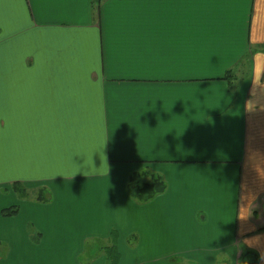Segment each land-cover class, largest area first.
<instances>
[{
	"label": "crops",
	"instance_id": "1",
	"mask_svg": "<svg viewBox=\"0 0 264 264\" xmlns=\"http://www.w3.org/2000/svg\"><path fill=\"white\" fill-rule=\"evenodd\" d=\"M142 170L165 190L139 204ZM11 182L50 196L0 191L41 242L88 224L104 248L115 232L118 264H264V0H0Z\"/></svg>",
	"mask_w": 264,
	"mask_h": 264
},
{
	"label": "rangeland",
	"instance_id": "2",
	"mask_svg": "<svg viewBox=\"0 0 264 264\" xmlns=\"http://www.w3.org/2000/svg\"><path fill=\"white\" fill-rule=\"evenodd\" d=\"M247 58L248 57H245V64L248 65ZM247 65H245V69L247 68ZM233 75L235 77V73H233ZM244 82L247 84L246 80H244ZM229 83L233 85L231 87V91L236 94V92L239 91V87L236 85L239 83H235L233 79H231ZM140 173L143 176L141 180L142 182H150V175L147 173V171L142 170ZM14 183L18 182H11L9 184L0 186V191L5 194V189H8L17 198H25L26 200H32L35 198L36 200L37 191H29L28 194L27 191H25L23 184L18 183L17 186H21L25 194H22V192L16 193L13 191L14 187L12 185ZM4 206L7 205L4 204ZM11 207L13 206L1 209L0 216L2 210ZM25 217L26 216L22 217L21 222L20 220L15 219L16 216L2 217L7 218L8 220L5 222L3 221V227H0V264H95V262L98 261L100 255L101 257L105 256V239L97 237L84 238V227L89 228L88 224H83L84 227L78 230H76V225H64L63 232L60 230L47 231L44 233V242H41V235L39 236L41 232L38 231V228L35 226V224H32L31 222L23 224ZM18 221L20 222V228H23V230L19 232L13 227L14 224L19 223ZM61 236L62 239L60 238ZM54 237H59L60 240L53 241ZM109 243H111L110 239ZM122 245L123 249L129 251L132 255L136 254L139 249L141 250V247H137L138 243L136 242V239L133 235L127 239H124ZM76 247L83 249V252L77 257H75ZM99 249H101V252ZM92 252L94 253V257L92 254H90ZM46 256H55L56 258ZM72 256L75 258L74 260L70 258Z\"/></svg>",
	"mask_w": 264,
	"mask_h": 264
},
{
	"label": "trees",
	"instance_id": "3",
	"mask_svg": "<svg viewBox=\"0 0 264 264\" xmlns=\"http://www.w3.org/2000/svg\"><path fill=\"white\" fill-rule=\"evenodd\" d=\"M233 77V70L229 69L225 76L223 77L225 80L228 78ZM143 176L140 172H133L129 175L127 180V193L130 198H132L135 202L139 204H144L155 198L157 195L163 193L165 190V184L163 183L162 179L158 176H153L152 180L150 182H142ZM18 183H14L12 186L13 191L22 192V194H25L23 188L21 186H17ZM14 192V193H15ZM37 202H48L50 201V196L42 190L36 195ZM18 212V209L16 206H13L8 209H4L1 211L2 217H11L15 216ZM111 244L110 246L105 248V259L107 264H118V256H117V250H116V235L115 232L112 231L110 235Z\"/></svg>",
	"mask_w": 264,
	"mask_h": 264
}]
</instances>
